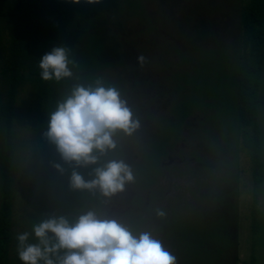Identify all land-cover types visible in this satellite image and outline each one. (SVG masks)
I'll return each instance as SVG.
<instances>
[{"label": "rangeland", "instance_id": "374dc122", "mask_svg": "<svg viewBox=\"0 0 264 264\" xmlns=\"http://www.w3.org/2000/svg\"><path fill=\"white\" fill-rule=\"evenodd\" d=\"M112 1L111 8L121 11V61L102 72L103 80L119 90L139 127L130 136L118 133L116 149L100 161L122 159L134 180L111 199L97 194L99 206L87 211L136 233L152 232L177 264H264V60L257 91L262 174L255 186L244 144L251 130L237 123L240 65L248 56L241 9L249 0H126L130 6ZM8 2L0 0V9ZM262 23L264 30V18ZM9 25L0 17V71L8 59ZM34 87L25 80L16 98L7 264H21L15 236L31 229L38 211ZM6 90L0 73V102ZM3 140L0 129V160ZM183 153L196 155L201 167L177 180V160L167 156ZM164 167L168 175L157 185ZM155 192L168 207L154 215Z\"/></svg>", "mask_w": 264, "mask_h": 264}, {"label": "trees", "instance_id": "16d2710c", "mask_svg": "<svg viewBox=\"0 0 264 264\" xmlns=\"http://www.w3.org/2000/svg\"><path fill=\"white\" fill-rule=\"evenodd\" d=\"M123 1L122 4L128 6L133 3ZM112 3V0H99L91 4L86 0H79V3H72L71 0H9L7 7L0 9V17L6 18L10 24L8 59L0 71L7 85L5 100L0 102V129L4 138L0 160V264H7L11 242L12 166L15 154L13 124L18 89L25 80L35 86V154L40 179L36 196L38 211L31 225L47 218L49 214L64 215L74 222L88 208L99 206L97 194H101L98 190L71 188L69 178L72 167L63 163L55 146L44 133L58 101L64 99L74 86H94L99 79L109 87L103 80L102 72L121 61L117 32L122 27L116 21L121 11L112 9ZM241 10L248 58L245 57L240 65L237 123L241 129L251 130V139L245 140L244 144L248 148L251 178L255 186L262 174L257 91L264 60V0H249ZM57 45L70 50L72 76L60 81L44 82L39 75V59ZM56 164L64 170L63 174L53 167ZM103 164L100 161L96 166ZM96 166L77 171L86 181L91 180ZM252 215L251 225L255 223L256 210ZM249 264H252V259Z\"/></svg>", "mask_w": 264, "mask_h": 264}, {"label": "clouds", "instance_id": "9594fccd", "mask_svg": "<svg viewBox=\"0 0 264 264\" xmlns=\"http://www.w3.org/2000/svg\"><path fill=\"white\" fill-rule=\"evenodd\" d=\"M71 2L79 3V0ZM69 57L67 47H52L39 59L41 80L60 81L71 77ZM144 59L142 55L138 57L140 62ZM138 127L139 121L121 99L119 90L106 87L98 79L94 86H74L58 101L44 135L55 146L63 163L72 167L71 188L98 190L107 200L122 192L134 176L122 159L96 165L100 157L116 149L118 133L130 136ZM90 166H96L92 172L94 178L86 181L77 169ZM53 167L63 174L59 164ZM15 240L21 264H177V257L152 232L136 233L121 221L94 210L80 215L74 222L64 215L49 214L34 222L30 230L18 232Z\"/></svg>", "mask_w": 264, "mask_h": 264}, {"label": "crops", "instance_id": "0c3cea01", "mask_svg": "<svg viewBox=\"0 0 264 264\" xmlns=\"http://www.w3.org/2000/svg\"><path fill=\"white\" fill-rule=\"evenodd\" d=\"M180 155V156H179ZM177 157L175 156H170L168 155L167 156V159H172V158H175L177 160V163H176V167L177 169H175V173L173 175H176L177 177V180H179V177L182 176V178L184 179L186 176H190V174H188V172L190 170H196V169H199L201 167V165H199V162H198V158L196 155H193V154H179ZM162 159V163L163 162V158ZM164 166V164H163ZM174 167V166H173ZM219 169H224L223 167H219ZM166 168L164 167L163 170H162V174L160 175V177L158 178V181H155V184H159V181H161L160 178H162V175L164 177V175H168V172ZM182 173V175H180ZM191 175L194 177V173H191ZM218 183V182H217ZM147 188V187H146ZM154 197H157V192L155 193H152ZM153 205L150 206V210H153L152 212H155L154 215L156 214V212L160 210V207H168V200L167 199H161L160 196H158L156 199H153ZM146 208L149 207V204L147 203V205L145 206ZM164 217V215H163ZM173 218L170 217V219ZM153 230V229H152ZM159 230V229H158Z\"/></svg>", "mask_w": 264, "mask_h": 264}]
</instances>
